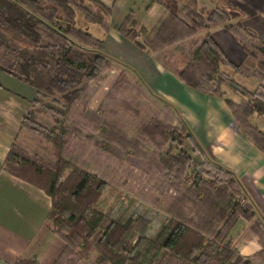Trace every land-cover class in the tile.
Returning a JSON list of instances; mask_svg holds the SVG:
<instances>
[{
    "label": "trees",
    "instance_id": "obj_1",
    "mask_svg": "<svg viewBox=\"0 0 264 264\" xmlns=\"http://www.w3.org/2000/svg\"><path fill=\"white\" fill-rule=\"evenodd\" d=\"M149 1L148 10L162 3ZM162 4L170 13L152 35L133 13L124 22H106L104 17L110 16L112 10L101 0H0V49L14 58L11 68L0 70L34 87L38 94L34 106L41 105L56 119L54 127L47 128L37 121L32 110L21 126V130L51 144L54 164L30 155L17 144L12 145L5 159L9 174L38 187L51 198L47 219L54 226L55 239L49 247L52 259L45 262L23 257L17 264H84L94 256L95 264H264V252L259 255V262L243 259L229 239L240 220L252 222L256 217L252 206L243 200L234 173L206 157L196 165L184 150L186 141L191 142L193 152L205 155L186 121L166 101L165 116L153 107L144 109L140 100L149 101V89L126 70L115 72L114 89L108 94L110 108L102 111L106 118L96 126L108 137L120 122L118 107L124 114L132 115L141 138L159 151L163 168L177 176L181 188L197 191L202 199L189 214L177 206L162 207L160 213L166 221L157 237L153 220L133 216L116 219L115 207L105 213L99 206L111 185L108 177L114 168L110 163L118 157L106 137L96 143L93 158L85 159L90 141L82 136L80 124H86L91 104L83 80L114 72L116 67L102 52L104 41L74 25L78 10L90 22L100 24L105 32L116 30L148 54L173 47L175 53L187 58L186 64L176 68L165 55L161 59L163 66L197 92L223 99L243 133L264 153V129L252 123L255 119L264 121V87L239 82L247 80L249 74L264 83V43L243 31V27L227 25L244 52L256 61L253 72L244 65L234 67L211 34L200 35L210 26L227 24L229 14L214 11L203 16L192 10L175 11ZM95 9L101 10L104 17ZM150 37V42L145 41ZM47 66L57 73L47 70ZM230 67L235 71L232 74L227 71ZM127 87L135 89L131 100L119 98ZM57 94L60 100H53L52 104L42 102ZM71 117L76 121L67 126ZM174 147L180 152L174 153Z\"/></svg>",
    "mask_w": 264,
    "mask_h": 264
},
{
    "label": "crops",
    "instance_id": "obj_2",
    "mask_svg": "<svg viewBox=\"0 0 264 264\" xmlns=\"http://www.w3.org/2000/svg\"><path fill=\"white\" fill-rule=\"evenodd\" d=\"M101 1L114 14L118 0ZM170 2V9L175 11L192 10L203 16L214 11L229 14L231 19L227 24L210 26L208 30L201 31L200 35L211 34L234 67L244 65L252 72V64H248L251 57L244 52L240 40L226 26L243 27V31H248L264 43V0ZM162 3H156L148 10L150 1L142 0V7L137 12L140 16L138 22L148 28L152 35L157 33L170 13ZM130 8L126 2L122 14ZM149 14H152V19L148 17ZM104 33L102 52L115 62V66H123L139 76V80L149 89L148 92L152 90L154 96L168 102L183 117L205 155L199 152L202 159L206 157L234 173L243 200L252 206L256 217L252 222L240 220L229 239L243 259L259 262L258 257L264 252V153L243 133L223 99L199 93L184 84L163 66L157 52L154 55L148 54L114 29ZM169 49L174 52L173 47ZM227 71L230 74L235 72L233 67ZM36 92L31 91L27 97L18 92H10L0 85V264H17L23 257H36L45 262L52 259L49 247L55 235L47 219L51 198L38 187L12 176L4 167L13 144H19L49 163L55 160L54 157L49 160L50 155L46 150L51 152V149L44 140L21 130L27 114L36 109L33 105ZM53 125L51 123L48 127ZM96 260L97 256H94L87 264H95Z\"/></svg>",
    "mask_w": 264,
    "mask_h": 264
},
{
    "label": "rangeland",
    "instance_id": "obj_3",
    "mask_svg": "<svg viewBox=\"0 0 264 264\" xmlns=\"http://www.w3.org/2000/svg\"><path fill=\"white\" fill-rule=\"evenodd\" d=\"M164 4L171 7L170 0H161ZM122 2V3H121ZM126 2L129 3L130 9L122 14V7L125 6ZM155 5V4H154ZM142 7V0H118L115 6V12L108 17H104L101 10H96L100 15H103L104 20L109 22L111 25L115 23L124 22V20L133 13L136 19L140 16L137 14L139 9ZM172 8V7H171ZM118 10V11H117ZM185 11V10H183ZM148 15V14H146ZM182 15H184L182 13ZM149 18L152 19V14H149ZM144 16H141V20ZM74 25L84 31L89 32L95 38L104 40L105 33L100 24L92 23L86 19L85 15L78 10ZM246 36V35H245ZM150 42L151 38H145V41ZM156 54V52H155ZM160 55L162 59L163 56H168V60L176 68H181L186 64L185 57L173 52L169 48L157 51V55ZM248 64H252L250 70L255 71V62L250 58ZM14 63V58L11 55L6 54L2 49H0V67L11 68ZM114 72H105L102 76L97 77L92 80L84 79L83 85L88 86V96L90 100V106L88 108L89 114L84 123L80 124V129L82 131V136L90 141V145L85 150V159L91 160L95 152L96 143L102 142L107 136H103L101 130L96 126L97 123L104 120L106 117L102 114V111L106 108H110V101L108 94L113 91L115 80L117 78L118 70H126L123 66H115ZM47 70L56 74L57 71L51 67L47 66ZM127 71V70H126ZM137 79V75L133 74ZM247 80H239L241 84L249 85L251 87L258 86L259 84L264 87V83L259 82V80L251 77L248 74ZM139 77V76H138ZM141 77V76H140ZM138 80V79H137ZM139 81V80H138ZM0 85H3L6 90L10 92H18L24 96H30L31 91H36L34 87L25 82L3 72L0 70ZM146 86V84H144ZM147 87V86H146ZM31 89V90H30ZM151 90V89H150ZM151 92H153L151 90ZM151 92L147 91V99H141L142 107L146 110L154 108L157 112L163 111L164 116L166 115V110L164 109L165 103L154 96ZM37 92L34 99L37 97ZM135 95V89L127 87V90L119 94V98L127 97L131 100ZM33 99V100H34ZM61 96L57 94L56 96L48 99H42V102L52 104L53 100H60ZM34 105V104H33ZM120 113L118 120L119 124L114 125L115 132L113 135H108L107 140L113 145V152L117 153L115 156L116 160L110 163V166L114 168L112 175H109L108 179L111 185L106 189L102 198L99 201V206L102 210L107 213L115 207L114 217L116 219L126 220L127 218L133 217H145L146 219L154 221V236L157 237L162 229V224L166 221L161 208H173L177 206L187 214L193 210V206L198 203L202 197H198V192L191 188H181L178 185L175 175L169 174L163 166L161 165L159 151H157L153 145L148 143L146 140L142 139L137 127V121L132 115L124 114L120 107H118ZM36 119L38 122L43 124L47 128H53L55 125V117L52 116L48 111L41 108V105L36 106L35 109ZM162 115V117H164ZM143 117H148V115H143ZM80 117H78L79 120ZM76 121V118H69L67 121V126H71L72 123ZM53 123L52 127H48L49 124ZM254 126L262 127L264 129V121L255 119L253 122ZM177 125V123H174ZM35 135V134H34ZM37 136V135H36ZM39 137V136H38ZM44 140L50 147L51 152L47 151L50 155V159L54 157V162L49 163L37 154H31L17 144L20 148L24 149L30 155L39 156L45 162L49 164H54L56 162L55 154L52 149L51 144L45 139ZM174 153H179L180 149L174 147ZM193 146L191 142L186 141L184 145V150H186L194 160V163L198 165L203 161L202 156L199 152H193ZM111 152V154L113 153ZM113 154V155H114ZM48 159V158H47ZM91 162V161H90ZM118 162L122 163L118 164ZM106 163H109L107 161ZM107 166V164H106ZM109 169V168H108ZM120 198V200H119ZM159 206L160 210L157 208ZM161 206V207H160ZM167 217V216H166ZM51 228L54 231L53 223H51ZM85 262L84 264H87Z\"/></svg>",
    "mask_w": 264,
    "mask_h": 264
}]
</instances>
